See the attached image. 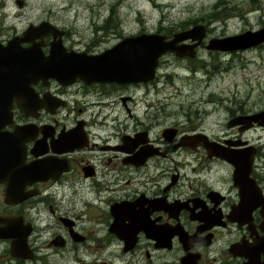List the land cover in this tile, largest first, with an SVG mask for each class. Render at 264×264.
Wrapping results in <instances>:
<instances>
[{"label":"flooded vegetation","instance_id":"1","mask_svg":"<svg viewBox=\"0 0 264 264\" xmlns=\"http://www.w3.org/2000/svg\"><path fill=\"white\" fill-rule=\"evenodd\" d=\"M41 20L63 30L65 51L102 50L90 42L78 48L48 19L33 24ZM24 29L0 38V45ZM57 37L47 31L19 47L34 43L44 56ZM260 44L211 50L236 53ZM160 56L155 74L134 82L59 79L37 64L14 80L1 61L0 212L17 218L31 251L13 258L23 264H243L249 255L264 264V143L242 137L264 125H227L264 106L230 116L226 125L237 132L223 137L188 118L167 120L156 97ZM205 140L224 151L252 146L244 182ZM3 239L9 245L12 237Z\"/></svg>","mask_w":264,"mask_h":264},{"label":"rangeland","instance_id":"2","mask_svg":"<svg viewBox=\"0 0 264 264\" xmlns=\"http://www.w3.org/2000/svg\"><path fill=\"white\" fill-rule=\"evenodd\" d=\"M40 19L66 30L78 48L90 42L95 50L125 35L170 36L204 24L206 33L192 57L173 52L160 56L156 97L169 114L167 120L188 118L208 135L223 137L237 132L226 125L230 116L264 106V44L236 53L203 45L209 37L264 26V0H23L20 7L15 0H0V38ZM242 137L261 146L264 129L250 128ZM0 264H23L9 255L5 239H0Z\"/></svg>","mask_w":264,"mask_h":264},{"label":"water","instance_id":"3","mask_svg":"<svg viewBox=\"0 0 264 264\" xmlns=\"http://www.w3.org/2000/svg\"><path fill=\"white\" fill-rule=\"evenodd\" d=\"M15 3L20 7L23 0H15ZM47 31H51L54 36L57 34L58 37L51 42L46 55L39 56L34 43L27 47H19V41L30 40L32 36L42 35ZM61 34H63L62 29L47 20H41L36 24L29 23L20 36H12L6 45H0V63L4 62L8 76L11 75L14 80L20 79L26 74L27 69L37 64L41 68L52 69L51 74L59 79H69L78 75L87 80L109 79L124 82L146 80L155 74V65L161 54L173 52L177 56H192L195 46L205 35V26L195 23L188 28L172 32L170 37L160 32L125 35L97 53L65 51L60 45ZM186 40L189 41L185 42ZM262 41H264V26L222 37H210L205 47L233 50L246 48ZM240 122L244 123V127L251 125L252 122L264 125V107L250 114L236 115L229 119L227 125ZM194 141H199V139L194 138ZM202 143L210 153L227 158L234 166V179L239 184L244 182L242 179L245 178L249 168V163L247 164L244 158L251 154L252 146L235 151H224L214 141L205 140ZM26 232L19 226L16 217L0 212V239L12 237L8 245V252L11 256L20 258L30 256L31 251L25 241ZM246 257L247 260L243 264H253L252 258L249 255Z\"/></svg>","mask_w":264,"mask_h":264},{"label":"trees","instance_id":"4","mask_svg":"<svg viewBox=\"0 0 264 264\" xmlns=\"http://www.w3.org/2000/svg\"><path fill=\"white\" fill-rule=\"evenodd\" d=\"M103 27H104V25L102 24V25H101V28L103 29Z\"/></svg>","mask_w":264,"mask_h":264}]
</instances>
